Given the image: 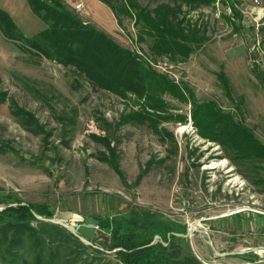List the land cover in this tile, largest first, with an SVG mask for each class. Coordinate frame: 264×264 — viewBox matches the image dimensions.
<instances>
[{
    "label": "rangeland",
    "instance_id": "obj_1",
    "mask_svg": "<svg viewBox=\"0 0 264 264\" xmlns=\"http://www.w3.org/2000/svg\"><path fill=\"white\" fill-rule=\"evenodd\" d=\"M120 2L107 3L116 9L114 29L108 20L101 27L100 18L84 14L91 3L75 13L185 86L182 92L190 89L197 99L214 101L264 145V89L254 70L258 65L264 71V0L182 3L181 16L206 36L183 62L152 56L150 40H138L133 17L121 12ZM0 6L25 36L45 27L27 0H0ZM73 78L60 64L31 54L0 32V186L24 203L46 204L51 218L68 225L117 217L122 230H151L153 242L189 228L186 251L203 264H264V229L253 219L244 222L246 214L264 221V159L238 157L203 136L193 124L189 101L169 93L162 94L165 111L148 109L170 116L160 120L159 131L138 123L114 126L122 114L139 109L136 97L122 99L86 82L74 84ZM105 122L112 124L108 133L119 174L100 159L104 146L90 137L106 134ZM66 241L65 264H122L114 250L105 251L103 238L91 242L105 253L90 247L72 255L76 247Z\"/></svg>",
    "mask_w": 264,
    "mask_h": 264
},
{
    "label": "trees",
    "instance_id": "obj_2",
    "mask_svg": "<svg viewBox=\"0 0 264 264\" xmlns=\"http://www.w3.org/2000/svg\"><path fill=\"white\" fill-rule=\"evenodd\" d=\"M102 1L108 3V0ZM151 1L156 2L152 8L141 6L136 0H121L120 10L124 15L134 18L138 40H150L148 50L152 56H165L173 62L188 60L192 52L206 40V36L191 19L181 16V4L209 6L216 0ZM220 1L225 3L227 0ZM27 2L36 16L45 23V27L31 36H25L8 12L0 8L2 35L31 54L69 70L74 77V84L86 82L93 88L104 89L122 99H128L129 94L135 96V104L139 109L128 115L122 114L114 126L138 123L159 131L156 126L160 120L170 116L160 117L158 113H151L149 110L165 111L168 103L163 101L162 94L169 93L182 99L181 101H189L191 119L203 136L234 150L238 157L264 159V145L233 119L231 113L224 112L214 101L199 100L190 89H186L187 94L182 92L185 86L170 79L165 73L154 70L138 53L121 47L105 33L82 22L76 13L66 10L59 2ZM112 9L116 10L114 6ZM232 12L236 15L237 10ZM254 70L264 89V71L258 65ZM221 75L224 82L226 78ZM2 98L3 94H0V100ZM15 110L16 114H21V109L16 107ZM27 116L32 118L29 114ZM178 118L180 119V115ZM180 120L186 121L185 117ZM103 126L106 134L92 133L90 137L104 146L100 159L108 162L119 174L115 147L108 133L112 124L105 122ZM0 205L4 206L0 210L2 264H65V258L70 255L63 251L66 249V240L72 241L76 247L71 251L72 255L79 253V248L90 247L99 253H105L93 244H84L73 234L67 233L64 227L38 219L35 214L44 218L53 217V211L44 203H24L15 192L0 186ZM110 221V235H98L92 241L105 239V251L114 250L113 255L122 264H203L191 252L186 251V237L171 232L174 227L168 228L170 236L153 242L154 234L149 229L125 231L117 217L110 216ZM252 259L255 258L248 260Z\"/></svg>",
    "mask_w": 264,
    "mask_h": 264
},
{
    "label": "crops",
    "instance_id": "obj_3",
    "mask_svg": "<svg viewBox=\"0 0 264 264\" xmlns=\"http://www.w3.org/2000/svg\"><path fill=\"white\" fill-rule=\"evenodd\" d=\"M55 1L59 2L66 10L72 11L74 13L77 11L76 10V5L77 4L82 3L83 6H82L81 10L80 11H77V12H81L82 9L84 8V6H86L87 4L91 3V7L89 9H87L86 11H84V14H88L87 16H89V17L90 16L91 17L95 16V17L100 18L99 19V23H100L99 25H101V27H104V23H107V22L109 23V28L112 27L114 29L115 26H118V18L115 16L116 15L115 12L112 10V8H111L110 5H108L106 2H104L102 0H55ZM0 8H2V7L0 6ZM2 9H4V8H2ZM261 9L264 10V8H261ZM4 10L7 11L6 9H4ZM8 14L10 15L9 12H8ZM34 15H35L36 18L38 17V16H36L35 13H34ZM105 20H108V21L107 22H104ZM113 20H114V24H113ZM133 20H134V18H133ZM84 23H86V22H84ZM245 216H246V220H244V222H246V221L248 222L249 221L248 223H251L250 221H251V219H253L256 222H259L260 225L262 226V228L264 229V221H263V219L262 220H259V218L255 217L253 215H252V217H250L248 214H246ZM248 219H250V220H248ZM222 221L224 222L225 220L222 219ZM242 224L243 223L240 222V225H242ZM247 230H249V232L252 233L253 227H250ZM185 233H183V234H185ZM174 235H176V233H174ZM177 236H179V235H177Z\"/></svg>",
    "mask_w": 264,
    "mask_h": 264
},
{
    "label": "water",
    "instance_id": "obj_4",
    "mask_svg": "<svg viewBox=\"0 0 264 264\" xmlns=\"http://www.w3.org/2000/svg\"><path fill=\"white\" fill-rule=\"evenodd\" d=\"M3 207H0V210ZM38 219L48 221L54 224H58L64 228L70 230V232L75 235L81 242L87 245H92V240L97 237L98 235H105L109 236L111 232V221L110 219H97L92 218L89 222L82 223L80 225H68L65 222L55 220L53 218H44L38 215H35ZM192 229V228H191ZM176 235L187 237L189 235V228L185 234L176 233ZM156 241V240H155ZM250 251H254V248ZM217 255H229V254H240L242 252H233V253H223L220 254L215 251Z\"/></svg>",
    "mask_w": 264,
    "mask_h": 264
},
{
    "label": "built area",
    "instance_id": "obj_5",
    "mask_svg": "<svg viewBox=\"0 0 264 264\" xmlns=\"http://www.w3.org/2000/svg\"><path fill=\"white\" fill-rule=\"evenodd\" d=\"M255 1H257V0H255ZM82 6H83L82 3L77 4V5H76V10H77V11H80L81 8H82ZM189 232H190V230H189Z\"/></svg>",
    "mask_w": 264,
    "mask_h": 264
},
{
    "label": "bare ground",
    "instance_id": "obj_6",
    "mask_svg": "<svg viewBox=\"0 0 264 264\" xmlns=\"http://www.w3.org/2000/svg\"><path fill=\"white\" fill-rule=\"evenodd\" d=\"M221 164V163H220ZM191 228L193 229V226H191Z\"/></svg>",
    "mask_w": 264,
    "mask_h": 264
}]
</instances>
